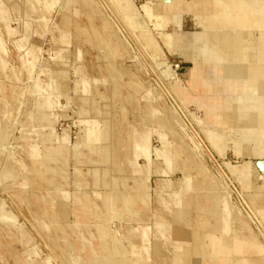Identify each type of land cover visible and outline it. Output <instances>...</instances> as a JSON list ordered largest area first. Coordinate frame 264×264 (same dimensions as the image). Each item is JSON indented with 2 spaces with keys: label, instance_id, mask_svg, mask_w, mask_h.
Segmentation results:
<instances>
[{
  "label": "rangeland",
  "instance_id": "374dc122",
  "mask_svg": "<svg viewBox=\"0 0 264 264\" xmlns=\"http://www.w3.org/2000/svg\"><path fill=\"white\" fill-rule=\"evenodd\" d=\"M90 1L93 4L86 6L82 0H60L57 6L46 8L45 0H39V2L0 0V133L6 136L5 145L2 149L0 148V206L4 207L8 214V218L0 216V264H91L93 254L88 247L91 245L92 236L89 233L92 230L95 233L97 227L109 228L107 225L100 224L105 221L103 217H97L99 214L107 217V214L103 213L106 211L101 203L98 209L95 208L94 203L100 201L96 194L105 196L126 187L124 184L119 187L110 185L111 177H116L120 183L126 181V185L135 184L132 166L135 151L134 138L139 135L150 137L145 151H150L151 161L146 156L138 159V162L146 167L145 174L148 175L149 181H151L152 168L155 167L156 170L150 184L151 202L149 207L138 202L134 209H141L140 212L137 214L125 212L121 222L115 220L116 225L111 227L117 230L116 235L119 234L121 238L119 243L125 246L123 249L126 253L128 252L129 258H134L132 249L134 250L135 246L138 253L141 252L148 257L146 259L149 264L166 262L174 258V255L178 253L176 246L182 245L183 240L189 239L191 247L193 244L190 237L193 236L195 229L201 228L198 224V222L201 224V219L207 217L206 219L210 222L218 221L213 213L203 214L197 207L198 204L210 205V201L201 197L202 194L210 193L205 188L199 187L185 192L187 207L183 211L166 192H163V197L170 202L171 206H164L158 198L156 199L155 191L165 179L177 183L183 178L178 166L174 171L164 174L168 166L156 152L157 149H164L166 144L161 139V132L167 139H173L169 133L170 130L174 131L178 137L176 129L170 127L168 119L177 127L187 145L190 142L196 154L205 155L214 161L212 162L209 158H206L207 162L201 160L208 169L207 175L211 173L209 177L221 190L216 189L211 194L213 200L220 199L222 202L215 211L218 213H222L223 209L225 211V216L221 219L225 230L221 233L232 235L235 230L240 236H234L242 237L241 235H244L246 231L237 227L239 223L236 219L240 218L259 235L258 238L264 243V225L258 223L259 218L261 223L264 222L263 212L260 214L261 209H256L255 212L256 206L250 203L252 198L249 197L252 190L249 189L248 192L247 189L245 190L246 187L243 190L241 183H238L239 180L235 178L237 182L233 179L227 167L229 162L237 165L244 161H254V156L242 153L236 156L234 143L223 142L222 139H216L218 144L214 147L207 139L211 147L184 110L190 103H194L196 109L203 112L202 116H194V118L205 136V126L229 136L231 130L225 129V125L229 126L236 122L230 120L229 116H224L225 119L228 117V120H222V117L219 118L217 115L211 117L206 113L210 106H202L205 102L211 103L210 99L213 97L224 99L225 96H222L216 88H211V85L204 86L203 80L199 81V84L205 90L194 92L191 86L188 88L184 85L183 80L176 74L182 80L181 85L187 94L185 102L178 93L170 91L157 70L153 68L152 60L147 54L150 53V49L144 48L146 33L132 26L130 20L119 9L116 0ZM133 1L136 6L146 2V0ZM34 2L40 5V12L34 9ZM174 2L175 0L165 1L171 9L174 7ZM235 2L241 5L242 11L237 13L235 11L234 15H239L243 21L245 17L244 22L249 27L250 33L259 36V32L254 27L255 22L252 17V8L248 6L249 1L236 0ZM101 7L108 14V18H105L101 12ZM90 8L94 9L93 18L100 23L99 26L104 25L105 29H111L114 25L126 41L120 37L113 38L118 42L112 44L113 48L103 47L105 44L97 39L93 32H91L93 38L78 31L62 32L59 23L55 21V15L65 10L68 15L73 14L72 20L75 18L87 22L83 14ZM40 13L46 17L44 18ZM177 13L178 17L188 14L187 12L179 13V11ZM178 17L176 22L179 33L183 37H186L187 33L193 35L195 45L203 48L205 57L212 55L211 50L202 40L204 33L197 25V20L194 18L195 24L188 18L183 27H180ZM154 23L155 21L149 22L151 29L154 28ZM173 29L174 27L166 28L167 31ZM154 34L160 40L156 31ZM160 44L165 51V59L174 63L185 60L178 52L166 48L161 41ZM128 57L132 63H126ZM184 62L181 64L188 66V63ZM146 70L155 75L156 83L160 88L155 85L156 89L153 91L154 88L151 90V87H147L144 82L143 84L138 82L141 79L137 74H144ZM226 71L229 75V66ZM214 82L211 83L214 84ZM191 83L192 69L190 68L188 84L191 85ZM115 84L119 86L118 89H114ZM39 89L43 92L40 93ZM148 92L149 95L142 98ZM236 93L240 94L239 91ZM54 94L55 98H53ZM113 94L116 96L113 97ZM193 95H196V99L187 103L188 97L190 100ZM45 96L49 107L42 109L40 104L43 103ZM102 96L106 97V103L102 100ZM50 99H55V102L49 112ZM164 99L170 102L172 110ZM149 102L157 104L160 123L151 115ZM107 106L113 112L99 114V111L102 108L106 110ZM48 114L52 122L49 128H46L44 125L47 124L45 118H49ZM111 115L114 118H110ZM102 130L107 138L94 140L101 137L99 134ZM50 133L54 137L53 140L62 138L64 135L67 137V146L64 147L63 153L47 150L43 146V136L48 140L51 138ZM250 134L252 136L253 131L250 130ZM87 136L94 139L85 141ZM37 143L42 146L41 162L33 159L35 157L29 150V145L36 149ZM222 148L226 149L223 151L224 155H221ZM255 150L259 154H264L263 144L256 143ZM174 154V157H178L177 165L187 167L194 181L197 180L198 175V179L203 181L205 174L195 165L187 152L180 151ZM116 156L117 160H115ZM114 161L118 162L120 167L114 165ZM161 166L166 169H162ZM104 169H109L107 178L103 174ZM96 172L98 176L95 175ZM255 176L254 171L252 178L256 183ZM104 181H108L109 184L104 185ZM229 187L235 190L236 194H233ZM60 190H65L69 195L65 197ZM239 199L251 218L255 220L260 232L255 229L240 206ZM263 204L262 201L258 202L260 206ZM229 206L233 208V211H228ZM184 211H188L189 216ZM166 220L175 225L172 231L163 230V234L167 235L171 231V234L176 237L169 242L161 231L156 229L158 221ZM144 226L150 227L148 252L142 249L145 244L141 234ZM129 227L136 229L133 231L135 235H129L130 240H123L120 233L123 236L122 229L127 233L126 230ZM93 242L96 243L95 246L102 243L96 237ZM216 248L218 247L214 250ZM181 256L184 258V252H181ZM191 257H196V252H192Z\"/></svg>",
  "mask_w": 264,
  "mask_h": 264
},
{
  "label": "bare ground",
  "instance_id": "6f19581e",
  "mask_svg": "<svg viewBox=\"0 0 264 264\" xmlns=\"http://www.w3.org/2000/svg\"><path fill=\"white\" fill-rule=\"evenodd\" d=\"M165 1L166 0H146L141 6H136L133 0H116V3L127 19L130 20L132 26L146 33V44L144 48L150 49V53L147 54L152 60H165L166 55L160 44L161 41L166 48L178 52L185 60L191 62L192 83L190 86L192 91L198 92L199 88L205 90V88L203 89L199 84V81L203 80L205 81L202 82L204 86L211 85V88H216L222 96H225L224 99L213 97L210 99L211 103L205 102L202 105L203 107L210 106L206 110V113L211 117H216L217 115L219 118L222 117V120H228V117L225 119L224 116H229L230 120L236 122V124L229 126L225 125V129L229 128L231 130L229 136L224 135L223 132L214 131L210 127L205 126L204 130L206 137L212 143V146H217L216 144H218V142H216V139H222L224 140L223 142L231 141L234 143L236 156L242 153L243 155L247 154L259 160H264V154H259L255 150V145L258 142L264 146V0H248V6H251L252 17H254V27L259 32V36L250 33L249 27H247L244 22L245 17L243 21L242 17L234 15L235 11L236 13L242 11L241 5H238V3L235 2L236 0H192L191 2L186 0H175L173 9L169 8ZM178 11L179 13L187 12L188 14H192L197 20V25L204 33L202 40L212 52V55H209L208 58L205 57L203 48L195 45V38L193 35L187 33L186 37H183L179 33L178 24L176 22ZM150 21H155L153 29L150 28ZM170 27H174V29L172 31H167L166 28ZM154 31L157 32L160 40L156 38ZM228 66L230 68L229 75L226 71ZM153 68L157 70L154 65ZM159 75L170 91L173 90L174 93H178L186 102L187 94L184 87L181 85L182 80L177 77L176 73L173 71L171 72L169 83L163 79L160 73ZM210 81L215 82L213 84ZM236 91H239L240 94L238 95ZM195 96L196 95H193L190 100L188 97L187 103L189 101H194L196 99ZM197 102H199L198 99ZM46 122L48 123V119ZM225 129L223 127V130ZM250 130L253 131L252 136ZM169 133L172 138H177L174 131L170 130ZM49 136L53 137L52 133H50ZM5 138L6 136L0 133L1 149L5 145ZM57 140L67 141L68 139L64 135L62 138L58 137ZM181 144L186 148L185 142ZM165 145L167 146V144ZM167 148L168 147H164V149L161 150L157 149L156 152L160 155L163 150L167 151ZM57 150L58 152H62L64 149L60 147ZM221 150L223 153L221 155H224L225 152L223 151H226V149L223 150L222 148ZM144 153L147 159L150 160V151H145ZM115 160H117V157ZM252 164V161H244L237 165L229 162L227 167L231 176L239 180V184L241 183L240 185H242L243 189L246 187L245 190L247 189L248 192L252 190L250 195L247 193L249 197L252 198L253 203L251 200L250 201L252 204H255L254 206L258 207H255V210L261 209L260 214L263 212L264 215V204L262 206L258 205L259 201L264 203V174L258 171L255 164ZM114 165L120 167V164L115 161ZM132 166L134 169H138V171L145 172L146 170V167L136 163L134 160ZM199 166H201V164ZM206 171L207 170H205V172ZM254 171L256 172V183L252 178ZM205 178L204 187L209 188L211 191L218 189L217 184L211 177L206 175ZM112 182H110V185ZM100 199L102 201L101 206L104 207L106 211L103 213H106L107 217L113 219L120 216L122 213L121 209L129 202L128 198L122 197L116 193L106 194L105 196L102 195ZM118 202L119 205H117ZM121 202L122 204L120 205ZM217 202L219 203L221 200L219 199ZM229 207L231 211H233V208L231 206ZM3 208L4 207L0 206V216L8 218V214ZM97 217H100V214L97 215ZM237 220L244 229H250L251 240H256V248L264 253V243L258 238L259 235L254 233L252 228L240 218ZM91 232L89 233L90 235H92ZM96 233L100 240L103 241L102 243L100 242L102 246H100L99 249L101 250V248H103L101 253L106 254V257L103 258L104 264H123V262H119V257H117L118 254H122L119 253L121 250H119L117 244L119 239H115L117 230L112 227L107 229L97 227ZM111 236L114 238L111 239ZM203 238L206 239V242L204 243V241H202L201 244L199 242V235H196V231H194L191 237L193 245L190 247V252H196L197 254L193 264H198V261H200L201 258H199V255L202 253L203 244H207L211 250H214V248L218 246L213 238L210 239L207 236H203ZM105 239H109V241ZM177 248L180 250H177L178 253L175 254L172 263L191 264L188 261V247L180 245ZM181 252H184V258H182ZM240 259V261L243 262L244 258L240 257ZM96 260L97 259L92 260L91 264L103 263L102 261L99 262ZM240 261L236 260L235 264ZM125 264H130V262L127 263L126 261Z\"/></svg>",
  "mask_w": 264,
  "mask_h": 264
},
{
  "label": "crops",
  "instance_id": "0c3cea01",
  "mask_svg": "<svg viewBox=\"0 0 264 264\" xmlns=\"http://www.w3.org/2000/svg\"><path fill=\"white\" fill-rule=\"evenodd\" d=\"M36 1L39 2V0H36ZM82 1L85 2V5L86 6H90L91 4H93L90 0H82ZM45 2H46L45 3L46 4V8L47 7H50V6L55 7V6H57L59 4L60 0H51V1L45 0ZM39 6L40 5H38L37 3L34 2V9L37 12H40V7ZM101 12L104 14L105 18H108V14L106 13V11H104V9L102 7H101ZM41 15L44 18L46 17V15H44V14H41ZM94 15H95L94 9L93 8H90V9H86V11H84V14H83V16H85L87 18V22H85L84 20H80L79 21V20H76L75 18L72 20L71 18L73 17V14L72 15H68V12H66L65 10H62L58 14L55 15V21L59 23V28H60V30L62 32L78 31L80 33H86L87 36H92L91 38H93V35L91 33V32H93L95 34V36L97 37V39H99L101 42H103L105 44V46H103V47L113 48L112 47L113 46L112 44L118 43L113 38H119L120 37L121 39H124L122 37V35L117 31V29L115 28V26L113 24H112L113 25V28H111V29H105L104 25L103 26L102 25L99 26L100 23L94 21V18H93ZM188 18L196 24V20L194 19V16L192 14H184V15L178 17V20H179V23H180V27H183L184 23L187 22V19ZM68 22H69V24H68ZM97 27H99V28H97ZM92 44H93V42H92ZM90 46L93 47L94 45H90ZM128 46L130 48V45L129 44H128ZM75 47H77V45ZM184 61L188 63V66H186L185 64L179 63L182 66L181 67V70H180L181 79L183 80L184 85H187V87L189 88L190 87V84H188L189 69L192 67V64H191L190 61H187V60H184ZM129 62L132 63V60L128 57V58H126V63H129ZM137 75L141 79V81H138V82H141V83L144 82V84L147 87H151V90L154 88L153 89V91H154L156 89L155 85L158 86L157 83H156V77H155V75L151 74L149 72V70H146V72L144 74L142 73V74H137ZM86 86H88V83H86ZM118 88H119V86L117 84H115L114 85V89H118ZM87 89L88 88H86V90ZM139 89L141 91L143 90V88H139ZM39 92L41 93L43 91H40V89H39ZM199 92H202V90L200 88H199ZM54 93L56 94V92H54ZM55 94H54L53 98H55ZM147 95H149V92L147 94H145L142 98H145ZM51 96H52V94H51ZM103 96H105V95H103ZM103 96H102V100L106 103V97H103ZM114 96H116V94H113V97ZM54 102H55V99L54 100L53 99H50V104L51 105H50V108H49V112L51 111V109H52V107L54 105ZM164 102H166V104L168 105V107L171 110L173 109L172 106L170 105V102L167 99H164ZM41 105H42V109H46L47 107H49V103L47 101V97L46 96L43 97V103L40 104V106ZM149 105L151 107L150 108L151 115L154 116V118L156 119V121H158L159 112H158V109H157V104L155 102H151ZM189 106L190 107H193V108H196V105L194 103H190ZM111 111L113 112V110H111V108L110 107L108 108V106H107L106 107V110H104L102 108L99 111V114H101V115H103V114H111ZM48 117L49 118H45V119H48V123L44 125L46 128H48L49 127V124H51V122H52V118H51L50 114H48ZM110 118H114V117L111 115ZM108 121H109V119H108ZM108 121H107V124L110 125L109 123H111V122L109 121V123H108ZM168 121L170 122V127H173V128L176 129V132L178 134V137L177 138H173V139H167V138L163 137L162 132H161V139H162V141H165V143L167 144V146L164 145V144L163 145H164V147H168L167 148V151L166 150H163L161 152V154H160L161 157L164 159V161H165V163L167 164L168 167H167V169L164 168V167H162V166L161 167H162V169H166L165 172H164V174H167L169 172L174 171L177 168V166H178V169L182 171L183 178H181L180 181H178L177 183H173L169 179H165V180L163 179L164 180V183L161 181L162 183L158 187V190L155 191L156 199L158 198V200L160 201V203L162 205H164V206H171L170 205V202L169 201H166L164 199V197H163V192H166L167 195L171 196L172 199L174 201H176V205L180 206L181 209H182V211H183L187 207L186 206L187 199L185 198V194H186L185 192L189 191L190 189L196 190L199 187L205 188L206 190H209L210 193H207V194H204V195L202 194L203 196L201 195V197L204 198L206 201H210V205H206V204L205 205H201V204H198L197 207L202 211L203 214L204 213H207V214L213 213L215 215V217H217V220L216 219L215 220L218 221V222H214V221L210 222L209 220L206 219L207 217L206 218H203V220L201 219V224H200V222H198V224L201 225V228H198L199 230H201V232L198 229H195L194 230V231H196V235L197 234L199 235V242L201 244H202V241H204V243L206 242V239L203 238V236H205V237L207 236L210 239L213 238L217 242V245H218L217 246L218 248H216L213 251V250H211L209 248V246L207 244H205V245L203 244L202 253H201V255H199V258H201V259H200V261H198V264H235L236 260H238V261L241 260L240 257L241 258H244V260H243V262L240 261L237 264H264V253L263 252H260L256 248L257 241L256 240H251V237H250L251 231H250V229L249 230L244 229L242 227V225H240L241 223L237 219H236V222L239 223V224H237L238 225L237 227L240 230H242V231L243 230L246 231V233H244V235H241L242 237H240V238L239 237H235V236H240L237 232H235V230L232 233V235H227V234L221 233V232H223L225 230L224 227H223V225H222V221H221V219H223V217L225 216L224 215V212L225 211L223 209V211L221 210L222 213H220V212L218 213L215 210H216V207L222 205V202H220V204H219L217 201L213 200L212 199V196H211L212 191L209 188L204 187V185H205L204 184V180L206 179L205 176L207 175L206 172L208 171V169L206 168V166H204V164L202 163L201 160H204V161L207 162L206 158H208V157L205 156V155L202 156V154H200L202 158L201 157L199 158L198 157V154L196 155L195 151L193 150V148H192L189 140H188L189 145H187V143L185 142V138H183L180 135L179 131L177 130V127H175L173 125V123L170 121V119H168ZM99 136H101V137H98V139H94L93 137L87 136V139L85 141H88V140H91V139L92 140L94 139V140L98 141L101 138H107V137H105V132L103 130L99 134ZM45 138L43 136V143H44L43 146L47 150H53L55 152H58L57 149H59L60 147H62L64 149V147L67 146V141H63L62 140V141H59L58 142L56 139L53 140L54 137H51L48 140L45 139ZM47 142H49L50 144H45ZM149 142H150L149 135H144V137H141L139 135L138 137L136 136L134 138V150L135 149L136 150L134 151V156H133L134 158H133V160L136 161V163L140 164L138 162V159L140 157H142V156H145V153L144 152H145V150H146ZM182 142H185V145H186V148L187 149L182 146V144H181ZM177 145H179V146H177ZM41 148H42V146L39 145V144H38V147L36 149H33L29 145V150L30 151H34V152H31V154L35 157V159L38 160V162H41V159H42L41 158V154H40ZM136 151H138V152H136ZM180 151L187 152L191 156V158L194 160L195 165L202 170V171L201 170L200 171L205 174V176L203 178V181H200L198 179L199 178L198 177L199 175L196 177L197 180L194 181L193 177H191L192 175L188 172L189 169L187 167H186L187 168L186 169L183 166L181 167L180 165H177V161H178L177 158L178 157H174V155H175L174 153L176 152V154H177L178 152L180 153ZM59 153H63V151L62 152H59ZM199 163L201 164V166H199L200 165ZM160 164H162V163H160ZM205 170H207V171L205 172ZM155 171H156L155 170V167H153L152 168V172H151V181H149L148 178H147L148 176H146V174H145L144 171L143 172L142 171H138V169L136 170V169L133 168V172H134L133 182L135 183L133 185H130V184L129 185H126L125 184L126 181H123V182L121 181V183H120L119 180L116 177H111V179H109L110 182L113 181L112 184H111L113 186L119 187V185L121 186V184H124V186H126L124 189L123 188L120 189L121 191L118 189V190H116L114 192L112 191V193H114V194L116 193V194H118V195H120L122 197L128 198V201L129 202H128V204L125 207H123L121 209V212L122 213L120 214V216L117 217V218H115V219L110 218V217L103 216V214H101L100 217H103L104 218L103 220H105L104 223H102L103 225H107L108 227H111L113 225H116L114 223V221L115 220H119L121 222V219H123L122 217H123V215H125V212H131V213L133 212L134 214H137L141 210V209L140 210L139 209H137V210L134 209V207L136 206V204L138 202H142L147 207H149V204L151 202V195H152L151 194V188H150L151 185L150 184L152 182V176H153V173ZM97 173L98 172H96V174H95L96 176H98ZM158 173H160V172H158ZM103 174H104L105 178H107L108 177L107 175L109 174V169H104L103 170ZM108 184H109L108 181H104V185H108ZM217 188L220 190L219 187H217ZM128 189H130L131 191L128 190ZM60 192L62 194H65L64 195L65 197L69 195L65 190H60ZM145 192H147V193H145ZM96 196L99 199H100V197H102V195L100 193H97ZM198 196H199V194H198ZM100 203H102L101 199H100L99 202L94 203L96 209H98V207H100L99 206ZM250 203H251V201H250ZM121 204H122V202L120 203V205ZM239 204L243 208L240 200H239ZM117 205H119V202L117 203ZM243 210H244V208H243ZM254 210H255V208H254ZM228 211L231 212L230 207H229ZM100 212H102V211H100ZM184 212H185V214H187L189 216V212L188 211H184ZM255 212H256V210H255ZM216 214H220V215L217 216ZM53 216L55 217V212H54ZM219 216H221V217L218 218ZM200 217H198V218H200ZM182 219H184V217ZM258 220H259L258 221L259 224L264 225V222H262V223L260 222V218ZM171 223L172 222L169 221V220L168 221L167 220L166 221H160V222L158 221L156 223V229L159 230V231H161L162 234H163V230L164 231H166V230L168 231L170 229L172 231L174 229V226L175 225H173V223L171 225ZM122 230H123V236L121 234H120V236L123 237V240H124V239H129L130 236H132V235H135L133 231L136 230V229L135 228H132V227L131 228L129 227L128 230H126L127 233L124 231V229H122ZM149 230H150V227L149 226H144V227H142V233L140 231V233L142 234L143 241L145 243L142 246V249L144 251H146V252H148V241H149L148 236H149ZM171 231L167 235L166 234H163L164 237L167 239L168 242L171 239H175L176 238L173 234H171ZM175 231H178V230L175 229ZM217 231H220V232H217ZM176 233L179 234V232H176ZM91 234H92L91 235L92 236V238H91L92 241L90 240L91 241L90 242L91 245H90V247H88V250H90L91 253L93 254L92 260L97 259L96 261H99V262L102 261L103 262L102 264H104V259L103 258L106 257L105 256L106 254H102L101 253L102 252L101 250H103V248H101V250L99 249L100 246H102V245L99 244L98 246H95L96 243L93 242V239L95 237L96 238H99V237L97 236V233L96 232L95 233L94 232H91ZM115 237H116L115 239H117V240L119 239L117 241V244H118L119 250H121L119 253H122V254H118L117 255V257H119V262L121 261V262H123V264H125L126 261H127V263L130 262V264H149L148 261H147V259H146L148 257H145L141 252L138 253L136 251L137 248L135 246L133 247L134 250L132 249V251H134V258H129L127 256L128 252L126 253L125 250L123 249L125 246H123L121 243L119 244L121 238H119L118 235H116V234H115ZM113 238L114 237L111 236V239H113ZM223 238H225V239H223ZM226 238H229V239H226ZM190 239H191V237H190ZM105 240L109 241V239H105ZM227 240H230V241L227 242ZM185 243H189V244H185ZM183 244H184V246L188 247V249H187V250H189L188 251L189 252V257H188L189 260L188 261L191 264H193L195 257L194 258L191 257L192 251L190 252V249L191 248H190L189 239L187 241L186 240H183L182 245ZM180 245L181 244H178L176 247H179ZM201 247H202V245H201ZM178 250H180V249H178ZM196 256H197V254H196ZM174 257H175V255H174ZM173 259L174 258L169 259L166 262H164V261L163 262H160V263L156 262L155 264H173L172 263L173 262Z\"/></svg>",
  "mask_w": 264,
  "mask_h": 264
},
{
  "label": "water",
  "instance_id": "95a60500",
  "mask_svg": "<svg viewBox=\"0 0 264 264\" xmlns=\"http://www.w3.org/2000/svg\"><path fill=\"white\" fill-rule=\"evenodd\" d=\"M152 60V58H151ZM153 65L157 68L158 72L162 75L163 79L168 82L170 79V75L171 72L174 70V62L170 61L168 59L165 60H152ZM184 61L179 60V63H183ZM179 77L181 78V73L179 74ZM169 83V82H168ZM172 85V82H171ZM176 96V95H175ZM185 112L187 113L188 117L193 121L194 126L199 130V132L202 134V136L205 138V140L207 141V143L211 146V144L209 143V141L207 140L205 134L203 133V130L201 128V126L198 124V122L195 120L194 116H202V113L197 110L196 108L190 107L188 106L187 108L184 109ZM221 129V128H220ZM212 147V146H211ZM209 158V157H208ZM212 162H214L211 158H209ZM254 161H252L253 164L256 165V168L258 169V171L262 174H264V160H259L256 157L253 158ZM233 178V177H232ZM235 181H237L235 178H233ZM238 182V181H237ZM239 183V182H238ZM230 188V187H229ZM243 189V187H242ZM231 192L233 194H236L235 190H233L232 188H230ZM244 190V189H243ZM237 196V195H236ZM240 200V199H239ZM241 202V200H240ZM245 213L247 214L248 218L250 219L251 223L253 224V226L255 227V229L259 232V227L256 224L255 220L253 218H251V216L249 215L248 211L246 210V208L244 207L243 203L241 202ZM263 238V237H262ZM264 239V238H263Z\"/></svg>",
  "mask_w": 264,
  "mask_h": 264
},
{
  "label": "built area",
  "instance_id": "2783aa9c",
  "mask_svg": "<svg viewBox=\"0 0 264 264\" xmlns=\"http://www.w3.org/2000/svg\"><path fill=\"white\" fill-rule=\"evenodd\" d=\"M180 69H181V65L179 63H175L173 72H175L177 75H179Z\"/></svg>",
  "mask_w": 264,
  "mask_h": 264
}]
</instances>
